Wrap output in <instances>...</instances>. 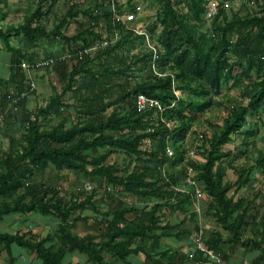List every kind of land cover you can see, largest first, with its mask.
Wrapping results in <instances>:
<instances>
[{
  "label": "trees",
  "instance_id": "1",
  "mask_svg": "<svg viewBox=\"0 0 264 264\" xmlns=\"http://www.w3.org/2000/svg\"><path fill=\"white\" fill-rule=\"evenodd\" d=\"M9 1L0 0L1 51L10 55L8 77L0 76V115L4 116L0 133L7 140V146L0 142V223L11 214L33 212L51 216L56 223L41 238L31 231L0 233V258L5 254L6 264H15L12 247L17 246L40 264H73L65 261L69 254L84 257L83 264H124L140 253L145 254V262L172 264L162 259L168 250L160 249L159 256V251L148 250L168 236L160 212L177 211L194 220L196 214L189 207L198 188L209 200L204 215L216 224L204 230L205 245L225 262L240 248L247 254L258 253L251 264H264V192L255 190L253 176L257 172L264 176V149L251 140L256 132L249 122L256 114L264 115V0H249L255 8L240 0L236 11L231 5L221 6L211 20L206 18L210 0H184V11L178 8L180 0H154L159 9L152 21L142 25L157 48L155 61L145 37L115 20L116 14L135 10L133 0H114L115 12L108 0H88L92 6L87 8L78 0H62L67 8L52 30L49 16L60 0H36L22 22L4 25ZM71 23L78 29L73 35L66 33ZM115 33L116 42L78 55L97 41H112ZM54 41L65 50L61 47L41 56L43 43ZM136 46L142 50L131 54ZM123 50L127 54L120 56ZM61 54L68 57L62 60ZM49 58L55 63L34 67ZM153 62L163 77L151 70ZM42 71L55 72L60 87L52 88L44 106L29 109L28 97ZM224 90H235L240 100ZM140 94L158 100L163 111L139 112L135 99ZM220 107L226 109L220 124L212 126L209 136H198L205 158L189 157L188 134L207 122L206 113ZM16 125L18 135L6 132V127L13 130ZM235 137L241 140L240 155L249 161L255 157L253 165L233 166L236 157L224 147ZM167 148L171 157L165 154ZM115 155H121L122 161H113ZM50 168L88 179L97 189L67 197L55 187L37 183V172ZM188 178L194 187L187 186ZM102 185L142 205L119 199L112 211L103 212L101 205L111 192L98 198ZM173 187L185 191L175 194ZM243 189L251 191L253 200L238 195ZM256 199L262 201V213ZM86 210L102 219L94 218L97 233L79 236L76 225L91 219L83 215ZM195 253V260H207L201 252ZM173 255L184 262L189 259L179 250Z\"/></svg>",
  "mask_w": 264,
  "mask_h": 264
},
{
  "label": "rangeland",
  "instance_id": "2",
  "mask_svg": "<svg viewBox=\"0 0 264 264\" xmlns=\"http://www.w3.org/2000/svg\"><path fill=\"white\" fill-rule=\"evenodd\" d=\"M36 0H10L8 2V5L6 8H4L5 13L8 14V17L6 20L2 23L4 25L7 24H18L22 22V19L24 17L25 11L29 6H32L33 3ZM140 2V6L142 7V13H138L139 16V24L145 21H152L155 17V12L159 9V6L157 3L154 2V0H138ZM178 1V0H177ZM181 3H179L178 8L184 11L186 9V3L184 0H180ZM84 2V3H83ZM250 2V1H248ZM137 3V2H135ZM155 3V4H153ZM231 8L236 11L240 4V0H231L230 2ZM254 1L250 2V7L255 8V5L253 4ZM78 4L82 6L83 8H87L89 6H92L90 2L85 1V0H78ZM153 4V5H152ZM50 3L48 4V6ZM47 6V7H48ZM66 5L62 0L58 1L55 3L53 9H52V14L49 16V22H48V29L52 30L55 27L56 24V18H59L62 16L65 11H66ZM252 10V9H251ZM147 15V17H146ZM148 16H150L148 18ZM143 24V23H142ZM77 26L75 23H71V25L68 27L66 30L67 34L73 35L77 32ZM16 42V39L15 41ZM59 41H54L51 43L45 42L43 43V48L39 50L41 56H44L45 52H55L60 49H64V46H62ZM1 43H0V76L3 78L8 77V63L10 59V55L6 52L1 51ZM62 47V48H61ZM65 50V49H64ZM142 50L140 46H136L135 48L131 49V54H137ZM120 56L126 55L127 51L123 50L119 52ZM59 77L55 72L47 73L45 71L40 72L36 79H35V92L32 95H29L28 100H27V108L29 109H34L36 106H44L48 100V97L53 94L52 88H59L60 87V82H59ZM12 88V87H10ZM14 92V91H13ZM16 93V92H15ZM224 93L229 96L236 98L237 101L240 100L238 92L235 90H224ZM181 95V93H180ZM68 95L65 98H67ZM69 103H74L72 99L68 100ZM212 111H209L204 115V118L207 119V122L203 123L202 126H196L193 127V130L191 133L188 134L187 136V147L189 151V157L198 160V161H203L205 158L204 155V149L202 147L203 142L202 139H200L198 136L199 134H204L206 136H209L212 132V126L215 124H220L222 117L224 116L226 109L224 107L220 108H213L211 109ZM110 111V110H109ZM70 112L73 113V109H70ZM264 121V115L260 116L259 114H256L254 117L249 118L250 125L252 127V132H256L255 136L251 138L253 140L258 149H264V140H262V135L264 134V128H263V123ZM210 123V125H209ZM3 128V127H2ZM1 130V129H0ZM18 135L19 131V126L16 125V127L13 128H7L6 127V132L7 133H13V132ZM0 142L3 146H7V140L4 139V136L2 133H0ZM252 146H250L249 149H251ZM225 151H231L233 152L234 156L236 157L235 160L233 161V166H246L253 165L255 157L253 156L252 161L246 160L243 155H240V152L242 150L241 147V140L238 137L234 138L233 143L227 145L224 147ZM118 160V162L122 161V156H113V161ZM257 182L254 184V188L256 191L262 190L264 192V176L259 174L258 172L253 174ZM35 181L38 182H44L47 185H50L52 187L57 188L61 194L67 195V197H70L71 195H74L78 193L79 188L82 186V184L85 181H88V179H84L81 177H75L72 173L69 172H57L53 169H48L45 173L37 172L35 176ZM92 183V182H91ZM94 188L97 189V185L93 184ZM108 186L102 185L101 188L98 189V198L104 197V194L106 192L110 193L111 191H107ZM106 189V190H105ZM109 199H107L103 205H101V209L103 212H106L108 210L112 211L114 204L117 200L121 199L124 200L125 202L132 203L133 199L129 198V196L124 197V195L119 194L115 192L114 190L110 193ZM113 194V195H112ZM238 195H241L243 197L248 198L249 200H253V195L250 190L248 189H243L238 193ZM111 198V199H110ZM204 198V199H203ZM112 200V201H111ZM111 201V202H110ZM208 202V198L205 195H202L199 198H196L195 203V210H200V204L202 202ZM136 202V201H135ZM261 199H256L255 201V206L260 212L262 213L263 209H260V204H261ZM1 203V199H0ZM150 205L152 202L149 203ZM135 205H142V202L137 201ZM198 213V222L199 225H202V228H213L214 227V221L212 219L207 218L203 213L200 214ZM84 216L90 217L91 219L86 222V223H78L76 227L74 228V232L77 235H86V234H95L97 231L94 229L92 226L94 221V218L97 217L98 220H101V216H96L91 210H86L83 213ZM20 217V218H19ZM19 218V219H18ZM110 219V218H109ZM55 219H53L51 216H43L39 213L33 212L28 215H25L23 217L11 214L6 216L3 221L0 223V233L1 234H14L16 232H21L24 233L26 229H33L36 230L38 233L39 226H47L48 232L52 231L55 228ZM44 236V234L42 235ZM249 236V235H248ZM257 252L254 253H244L243 249L238 248L235 255L236 259L235 261L238 262V264H251V262L254 260ZM12 255L14 257H17V261L15 264H40V261L38 259H35L32 257V255H28L24 250L20 249L17 246L12 247ZM19 256V258H18ZM81 263L84 261V257L80 256ZM79 255L77 254H69L65 261L66 262H73L77 259L80 258ZM33 259V260H32ZM0 264H6V256L5 254L2 255L0 258Z\"/></svg>",
  "mask_w": 264,
  "mask_h": 264
},
{
  "label": "built area",
  "instance_id": "3",
  "mask_svg": "<svg viewBox=\"0 0 264 264\" xmlns=\"http://www.w3.org/2000/svg\"><path fill=\"white\" fill-rule=\"evenodd\" d=\"M114 0H108V2L113 6L112 10L115 12V7H114ZM245 2H248L249 0H243ZM231 1H219V0H210L208 2V11L206 13V18L207 20H211L212 17L218 13L219 9L221 6H223L224 8H229L230 7V3ZM142 12V7L140 5H137L135 7L134 11L128 12L126 11L123 15H115V20L116 22H120L122 24H126L129 30L133 31L135 34L137 35H142L145 37V44L148 48V50L152 53V58L153 61L156 60L157 58V48L154 45V43L150 40L149 36L147 35V33L144 30V27L142 25V23H138V13ZM130 24H134V26L132 27ZM119 38V34L115 33L114 34V38L112 41L108 42L107 40H102V41H97L93 44V46L89 49H85L82 50L78 53V55H82V53H89L91 51H96L97 49H101V48H105L107 47L109 44L116 42V40H118ZM60 57L62 60L66 59L68 56L66 55H60L58 56ZM55 63V59L54 58H49V59H44L41 60L40 62H37L34 67L36 68H43L46 66H50L52 64ZM22 67L24 69H29L31 68L30 65L27 64H22ZM151 70L154 72L155 75L159 76V77H163L164 75L158 74V72H156V67H155V63H151ZM134 79L130 78L129 81L132 82ZM33 86V84H31V87ZM33 88V87H32ZM176 96H180V92L175 91ZM26 94L23 93L21 95V98H23ZM19 100V98H18ZM18 100L13 101V105H16V102ZM135 105L136 108L139 112L145 113L148 112L150 110L156 109L159 112L163 111V107L160 104V102L154 98H150V97H146L145 95H137L136 99H135ZM4 120V116L0 115V127L3 125L2 122ZM201 137V136H200ZM165 154L167 157H171L172 156V151L167 148L165 151ZM186 184L188 187H194L195 186V182L191 179L188 178L186 181ZM94 189L93 184L91 183L90 180L85 181L82 186L79 188V193L83 196L85 194H89L92 192V190ZM173 192L176 193H181L184 192L185 189L182 187H173L172 188ZM107 191H111L112 190L110 188H107ZM203 195V193L201 192L200 189L196 188L195 189V197L199 198ZM121 227V225H120ZM199 251L203 254V256L207 259L205 261V264H225L224 260L216 253L213 252L212 250H210L204 242V230L199 229L195 235V239H194V247L193 250L190 254V257H193L195 252Z\"/></svg>",
  "mask_w": 264,
  "mask_h": 264
},
{
  "label": "crops",
  "instance_id": "4",
  "mask_svg": "<svg viewBox=\"0 0 264 264\" xmlns=\"http://www.w3.org/2000/svg\"><path fill=\"white\" fill-rule=\"evenodd\" d=\"M121 1L124 2L125 0H121ZM135 2H137L136 3L137 5L140 4V2L138 0L132 1V3H135ZM133 203L134 204L136 203L135 200H133ZM195 206L196 205L194 203L191 207H189V209H190L189 212L196 214V216L194 217V220L192 218V215H185L184 216L180 212H177V211L171 212L169 210L163 209L160 212V214L162 215L160 217L161 226H166V229H167L166 234L168 236L162 237V239H160L157 246L154 245V247L152 249L149 248L148 250L149 251L155 250L156 252L159 251L156 254V256H159L161 254V252H160L161 250H164V251L168 250L169 253L162 256V259L164 260V262H170L172 264L173 263L174 264H181V263L182 264H205V261H203V259H200L201 261L194 259L196 253L194 254L193 257H190V254H191L193 247H194L195 235L199 229H202V230L214 229L216 224L214 223L215 225L211 229L202 228V225H199V222L197 221L198 220L197 216H198V213L200 212V210H198V209L195 210L194 209ZM206 206H207V201L202 202L200 204V206H199L201 209L200 214L205 211ZM15 215L21 216L19 214H15ZM21 217H23V216H21ZM110 219L108 218V220H110ZM196 224H198V230L197 231H196ZM39 230L40 231L38 233L36 232V230H34V228L33 229H26L25 232L31 231L32 234L36 235L39 238L44 237L46 234L51 232V231L50 232L47 231L48 230L47 226H39ZM43 234H44V236H42ZM82 236H85V235H82ZM148 245L150 246V244H148ZM177 250H179L180 253H182L183 255L189 256V259H187V261L184 262L182 260L181 256H177V257L174 256L173 251H177ZM236 251H237V249L235 250L234 253L231 254L230 259L228 261H226V262L224 261L225 264H238V262L235 261ZM32 257H34V256L32 255ZM80 259L81 258L73 261L72 263L74 264V263L78 262L79 264H83V263H81ZM108 261H110V259H108ZM117 264H123V263L118 262ZM124 264H152V262L151 261L145 262V254L140 253L138 255L130 256L127 259V262Z\"/></svg>",
  "mask_w": 264,
  "mask_h": 264
}]
</instances>
